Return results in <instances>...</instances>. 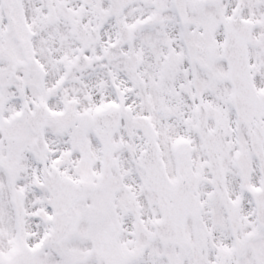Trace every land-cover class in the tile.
<instances>
[{
	"label": "snow or ice",
	"instance_id": "obj_1",
	"mask_svg": "<svg viewBox=\"0 0 264 264\" xmlns=\"http://www.w3.org/2000/svg\"><path fill=\"white\" fill-rule=\"evenodd\" d=\"M0 264H264V0H0Z\"/></svg>",
	"mask_w": 264,
	"mask_h": 264
}]
</instances>
